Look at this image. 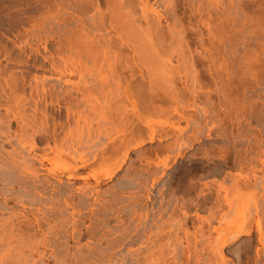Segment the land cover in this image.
Instances as JSON below:
<instances>
[{
    "label": "rangeland",
    "instance_id": "1",
    "mask_svg": "<svg viewBox=\"0 0 264 264\" xmlns=\"http://www.w3.org/2000/svg\"><path fill=\"white\" fill-rule=\"evenodd\" d=\"M92 1L0 0V206H7L24 226L15 237L46 243L37 249L15 244L17 251L12 248L9 254L0 248V254L5 252L14 264H20L22 251L30 264H264V0H130L134 9L120 11L125 22L122 17L119 22L125 24L116 22L119 26L115 20L116 26L109 24L112 12L103 5L100 9L109 14L107 29L99 33L117 39L120 30L124 41L133 44L117 42L118 54L101 50L97 61L86 50L103 45L88 24L101 11ZM141 4L148 7L147 15L153 14L150 19L157 14L156 32L164 41L156 37L155 54L146 44L144 22L138 25ZM116 55L132 64L128 72L110 66ZM131 69L136 70L134 76ZM148 75L156 81L153 90ZM137 80L145 88L150 85L146 91L158 92V105H148L155 100L143 85H134ZM127 82L137 88L138 98L133 99L139 118L125 94ZM72 84L87 85L91 96L75 93L82 99L72 105L77 120L66 121L68 104L62 93ZM44 87L57 93L46 104L35 92ZM141 89L148 103L139 99ZM16 101L30 114L38 102L51 125L53 120L63 124L61 147L67 149L50 152L44 166L29 150L24 152L14 136L23 124L8 115ZM122 116L128 117L122 122L126 139L132 138L129 149L105 161L101 150L120 135L114 130ZM136 123L143 129L140 133L135 132ZM150 124L156 134L153 142ZM127 125H134L133 131ZM177 137L180 145L185 143L181 148L175 144ZM168 144L179 149L162 152ZM15 153L17 168L6 171L4 163ZM24 161L39 172L38 180L22 169ZM68 167L73 177H68ZM185 168L191 172L183 180L188 186L182 188L179 179ZM249 172L251 186L243 182ZM220 185L227 191L216 204Z\"/></svg>",
    "mask_w": 264,
    "mask_h": 264
},
{
    "label": "bare ground",
    "instance_id": "2",
    "mask_svg": "<svg viewBox=\"0 0 264 264\" xmlns=\"http://www.w3.org/2000/svg\"><path fill=\"white\" fill-rule=\"evenodd\" d=\"M90 1H92V0H90ZM94 1V0H93ZM92 1V2H93ZM96 1V7H95V5L93 4V6L96 8V10L98 9H100V8H102V6L103 5H105L106 7V10H110L111 12H112V14H111V17H113V20L111 19V20H109V24L110 25H113L114 23L115 24H117V23H124L125 21V19H123V17L122 16H124V15H122V12H121V14H119L120 13V11L121 10H123V9H127L129 6H131V7H129L128 9L131 11H133V6L131 5V1L130 0H95ZM93 3H95V2H93ZM142 5V4H141ZM145 5V4H144ZM84 6V4H82V6H81V10H82V8L84 9L85 7H83ZM101 6V7H100ZM143 6V5H142ZM144 7V6H143ZM140 8V9H142V11H141V15H142V12H143V15L141 16V18H142V20H140V19H138V20H140V23L138 24L139 25V28L141 27V25H142V23L143 24H145V26L143 25V27L146 29H144L143 31H145L144 33H146V31H148V33H149V36H150V39H151V41L149 40V36H147V35H144V36H147L148 37V42L146 43V44H149V45H151V49H152V47L154 46V49L156 48L155 46L156 45H154V41L158 38L159 40H160V37H161V33H157L158 32V30H157V27H158V24L155 22V19L157 18L156 16H157V14H156V16L154 17V20L153 19H150L152 16H153V14H152V16H149V15H147L148 14V12L146 11V10H148V7H144V8ZM130 8H133V9H130ZM137 8V7H136ZM128 9H127V11H128ZM149 9H151V8H149ZM101 10V9H100ZM105 10V11H106ZM129 11V12H130ZM97 12V11H96ZM109 13V12H108ZM123 13H125L124 11H123ZM132 13H135V10H134V12H132ZM138 12H136V14H137ZM147 13V14H146ZM127 14H129L128 12H127ZM107 15H109V14H107ZM107 15H106V12H104V10H101V11H98L96 14H94V15H92L91 16V18H90V20H91V22H89L88 24H90L92 27V29H94L95 31H97L98 33H96V32H93V34L94 33H96L94 36H96V38H98V43L99 42H103V45L101 44V45H99L98 46V44H97V46L98 47H100L98 50H94V51H92V50H89V49H87L86 48V50L88 51L87 52V54H89L90 56H91V58H93L94 59V57H96L95 58V60L97 59V57H98V51H101V52H103L104 54H108V53H110L111 55H113L114 54V52H112L113 50H114V48L115 49H117L115 46L119 43V44H123L124 42H126V43H128L127 41H124V38H123V36L121 35V31L119 30V32L118 31H116L117 33H115L116 35H117V39L116 38H114L113 36H111L112 34L110 33H107L106 35H104V34H101V32L99 33V31L103 28V30H104V26H105V19H107ZM129 15H131V14H129ZM140 15V14H139ZM127 16V15H126ZM150 18H149V17ZM88 17H89V15H88ZM106 17V18H105ZM110 17V16H109ZM114 17H115V19H114ZM122 17V18H121ZM134 17V16H133ZM140 17V16H139ZM118 18V19H117ZM124 21V22H119L121 19ZM148 18V19H147ZM110 19V18H109ZM89 20V21H90ZM115 20V22L113 23V21ZM121 20V21H122ZM132 20V19H131ZM137 20V19H136ZM133 21V20H132ZM135 21V20H134ZM157 21H158V19H157ZM117 22V23H116ZM159 22V21H158ZM112 23V24H111ZM81 24L82 25H85V21H81ZM108 24V25H109ZM114 24V25H115ZM125 24V23H124ZM136 24V23H135ZM134 24V25H135ZM87 25V24H86ZM118 25V24H117ZM116 26V25H115ZM119 26V25H118ZM84 27V26H83ZM122 27V29H123V25L121 26ZM124 27H126V26H124ZM127 27L129 28V25H127ZM86 28V27H85ZM120 28V27H119ZM159 28V27H158ZM86 29H88V28H86ZM85 29V30H86ZM107 28H105V30H106ZM117 29V28H116ZM90 30V29H89ZM124 30V29H123ZM126 30H127V28H126ZM130 30H131V26H130ZM129 30V31H130ZM102 31V30H101ZM125 31V30H124ZM157 31V32H156ZM87 32V31H86ZM85 32V33H86ZM132 32V31H131ZM134 32V31H133ZM139 32V31H138ZM160 32V31H159ZM105 33V32H104ZM147 33V34H148ZM157 33V34H156ZM92 34V35H93ZM125 34V33H124ZM140 33H138L137 35H139ZM142 34V33H141ZM88 35V33L86 34V36ZM116 35H114V36H116ZM131 35V34H130ZM136 35V36H137ZM159 35V36H158ZM163 35V34H162ZM90 36H91V33H90ZM90 36H89V38H90ZM140 36H143V35H140ZM140 36H138L139 38H140ZM143 36V37H144ZM146 37V38H147ZM157 37V38H156ZM92 38V37H91ZM145 38V37H144ZM165 38V37H164ZM93 40V39H92ZM139 40V39H138ZM162 40H163V38L160 40L161 42L160 43H162ZM167 40V39H166ZM90 41V40H89ZM145 41H146V39H145ZM164 41V40H163ZM118 42V43H117ZM151 42V43H150ZM158 43H159V41H157ZM156 42V43H157ZM117 43V44H116ZM130 43H132L131 41H130ZM130 43H128V44H130ZM153 43V44H152ZM159 43V44H160ZM116 44V45H115ZM118 44V46L117 47H119L120 45ZM133 44V43H132ZM158 44V45H159ZM178 44V43H177ZM115 45V46H114ZM143 45H145L144 43H143ZM149 45H147V46H149ZM162 45V44H161ZM164 45L166 46V44L164 43ZM91 46V45H90ZM92 46H94V43L92 44ZM92 46L91 47H89L90 49L92 48ZM131 46V45H130ZM134 46V45H133ZM137 46V45H136ZM134 47V48H136L135 50H137V47ZM144 47V46H143ZM102 48V49H101ZM161 48V47H160ZM113 49V50H112ZM119 49H121V46L119 47ZM141 49V48H140ZM149 49V48H148ZM150 49V50H151ZM157 49V48H156ZM79 50V49H78ZM85 49H84V52L86 51ZM112 50V51H111ZM127 50V49H126ZM139 50V49H138ZM144 50V49H143ZM142 50V51H143ZM146 50V49H145ZM115 51V50H114ZM120 51V50H119ZM153 51V49L151 50V52ZM81 52V51H80ZM118 52V51H117ZM122 52V51H121ZM115 53H116V51H115ZM131 53V52H130ZM153 53H154V51H153ZM158 53V52H157ZM80 54V53H79ZM97 56H96V55ZM103 54V55H104ZM116 54H118V53H116ZM138 54V53H137ZM136 54V55H137ZM148 54V53H147ZM155 54V53H154ZM159 54V53H158ZM81 55V54H80ZM141 55H142V52H141ZM149 55V54H148ZM138 56V55H137ZM151 56V55H150ZM100 57V56H99ZM118 57V58H117ZM120 57H121V55H120ZM119 56H117L116 55V57L115 56H112V62H109V63H113L112 65H110V66H112L113 67V70H114V68L116 69V68H118V70L119 71H117V72H119V73H122L121 71H123V69L125 70L126 68H127V72L129 71L128 69H129V67L128 66H130V65H132V64H128V63H125V62H123L124 61V57L122 56L121 57V59H123L122 61H121V59H119L120 58ZM128 59H129V57H127ZM148 58V57H147ZM143 59V58H142ZM94 60V61H95ZM101 60H102V58H101ZM111 60V59H110ZM97 61V60H96ZM99 61V60H98ZM109 60H107V62H108ZM126 61V60H125ZM131 61V60H130ZM145 61V60H144ZM143 61V62H144ZM142 62V61H141ZM233 62V61H232ZM97 63V62H96ZM146 63V62H145ZM65 64V69L67 68L66 67V63H64ZM106 64V63H105ZM225 64H226V62H225ZM231 64V63H230ZM85 65V64H84ZM88 65V64H87ZM95 65H97V64H95ZM53 66H55V65H53ZM81 66H83V65H81ZM231 66V65H230ZM85 67H87V66H85ZM144 67V66H143ZM89 68V70H90V67H88ZM169 68H170V66H169ZM78 69H80V68H78ZM83 69V67L81 68V70ZM85 69V68H84ZM97 69H98V67H97ZM150 69V68H149ZM171 69V68H170ZM81 70H79V72H80V74L82 73L81 72ZM100 70V69H99ZM112 70V69H111ZM112 70V71H113ZM121 70V71H120ZM132 70V69H131ZM141 70V69H140ZM146 70H148V69H146ZM73 71V70H72ZM75 71V70H74ZM73 71V72H74ZM111 71V72H112ZM116 71V70H115ZM136 71V70H135ZM135 71H131V72H133L132 74L133 75H131V76H134V74H135ZM71 72V71H70ZM88 72V71H87ZM126 72V71H125ZM72 73V72H71ZM85 73V72H84ZM84 73H82L83 75H84ZM113 73H115V72H113ZM144 73V72H143ZM148 73V72H147ZM146 73V74H147ZM117 74V73H116ZM115 74V75H116ZM129 74V73H128ZM131 74V73H130ZM148 74H150V73H148ZM151 75V74H150ZM150 75H148V77H150ZM80 76V75H79ZM130 76V75H129ZM130 76V77H131ZM152 76H153V74H152ZM150 77L149 79V81H150V85H152L153 83V87H150L151 89L153 88L154 89V85H156L155 83H156V81H155V79H154V77ZM155 76V75H154ZM119 77V79L117 80L118 82L120 81V76H118ZM81 78V77H80ZM123 78V77H122ZM126 78V77H125ZM132 78V77H131ZM155 78H156V76H155ZM195 78H196V76H195ZM107 79V78H106ZM124 79V78H123ZM113 80H115V79H112V81ZM125 80V79H124ZM128 80V79H127ZM196 80H197V78H196ZM105 81V80H104ZM130 81H133V80H130ZM152 81V82H151ZM155 81V82H154ZM198 81H199V79H198ZM69 82V81H68ZM87 82V81H86ZM135 82L136 81H134V85L137 87V88H141V86L143 85V87L144 86H146V85H144L143 83H138V80H137V82H136V84H138V85H140V86H138V85H136L135 84ZM145 82V81H144ZM197 82V81H196ZM120 84H121V82H119ZM124 83V82H123ZM128 83V82H127ZM126 83V86H125V94L127 95V97H128V99H131L132 100V103L134 102V104H135V115L137 116V118H139L140 117V114H139V112H138V110L140 109H138L137 107V104H136V102L134 101V99L133 98H135V96H137V95H135V93L137 92H135V89L137 90V88H135L134 89V85L132 84V86H130L129 85V83L127 84ZM133 83V82H132ZM199 84H200V82H199ZM73 86L72 87H70L68 90H66L65 92H63L62 94V97H63V99H64V101H66V104H68V106H67V117H66V121H70V120H77V116H76V112H74V108H73V103L75 104L76 103V101H78V103L80 102L79 101V99L82 97H84L85 99H86V97L88 96V95H90L91 93L89 92L91 89H89L90 87H87V85H83L84 87L83 88H85V90H83V88L82 87H80L79 86V88L78 87H76V86H78L79 84H72ZM102 85V84H101ZM106 85V90H109L108 89V85L107 84H105ZM116 85H119L118 83L116 84ZM149 84L147 85V87H149L150 86ZM197 85V84H196ZM204 85H206V84H204ZM97 86H99V85H97ZM103 86V85H102ZM111 86V85H110ZM121 86V85H120ZM157 86V85H156ZM155 86V90H157L156 87ZM52 87H54V86H52ZM78 89L77 91H73V89L74 90H76V88ZM146 87V88H147ZM81 88V89H80ZM103 88V87H102ZM110 88V87H109ZM145 88V87H144ZM143 88V89H144ZM146 88H145V90H144V92H147L148 93V96H149V94L150 95H152L153 96V98H151V96H150V100L151 99H153V100H155V98L157 97V96H160V95H157L156 96V93H158V92H154V95H153V89L152 90H150V89H148L147 91H146ZM199 88H200V86H199ZM201 88H203V87H201ZM56 90V89H55ZM55 90H53L52 88H50L49 87V89L48 88H43L42 90H40V89H38V88H36V90H35V92L37 93V96L39 97V99H38V101L39 102H43V103H48V101L51 99H53V97L57 94L56 92H55ZM80 90V91H79ZM78 91H79V93H81V97H79L77 94H75V93H78ZM110 91H111V89H110ZM141 91L143 92V90L141 89L140 91H138L139 92V96L141 97V95L142 96H144V94L143 93H141ZM148 91H151V92H148ZM108 92V91H107ZM112 92V91H111ZM135 92V93H134ZM119 93V92H118ZM140 93H141V95H140ZM146 93V94H147ZM195 93V92H194ZM138 94V93H137ZM145 94V95H146ZM118 95V94H117ZM116 95V96H117ZM33 96V95H32ZM91 96V95H90ZM155 96V97H154ZM20 95H17V96H15V99L17 100L18 98L20 99ZM139 97V99L141 100L143 97H141L140 98ZM145 98L147 97V95L146 96H144ZM137 98H138V96H137ZM145 98H143L142 100H145L146 101V99ZM149 98V97H148ZM159 98V97H158ZM157 98V99H158ZM18 99V102H20V100ZM85 99L83 100V101H85ZM120 99V98H119ZM157 99L155 100V101H153L152 102V100H151V104H149L148 103V101H146L147 103H148V105H153L154 104V102H156L157 101ZM160 99V98H159ZM172 99V98H171ZM80 100H82V99H80ZM130 100V101H131ZM149 100V99H148ZM115 101V100H114ZM163 101V100H162ZM17 101H16V109H12V112H11V114L8 112V115L9 116H12L14 119H16L17 121L18 120H20L21 121V123H23L22 125H21V128H20V132L19 133H16L14 136L16 137V139H17V142H18V144H19V146L20 147H22V148H24V152H25V149H27V151L29 150V154H33L34 156L33 157H36V158H38L37 160H39V162H40V164L42 165V166H44L45 165V161L46 160H49V154H50V152H55V154H56V152H61V151H63L62 150V147H61V145H62V143H61V141H62V137L60 136V133H59V130L62 128V125L63 124H58V122H55L54 120H53V123H52V125H51V123H50V117L48 116V112H47V110H46V108H43V107H41V106H39V104H38V102L35 104V107H34V109H32L31 111H32V114H30V113H28L27 111H22L21 109H20V103H18ZM142 102V101H141ZM156 104H157V102H156ZM73 105V106H72ZM78 105V104H77ZM118 105V104H117ZM158 105V104H157ZM145 106H146V104H145ZM140 107V106H139ZM148 107H150V109H154V108H151V106H148ZM153 107H155V106H153ZM120 108V107H119ZM118 108V109H119ZM116 110V111H119V110ZM149 109V110H150ZM178 110V109H177ZM151 111V110H150ZM116 113H118L119 114V112H116ZM41 114V115H40ZM117 114V115H118ZM120 114H121V111H120ZM181 114V113H180ZM127 116H129V115H127ZM183 116V115H182ZM126 117H124V119H123V116H122V118H120V119H117V121H116V123H115V129L116 130H114V132H116L117 134H120L118 137H116V138H113V139H111L110 141V143L109 144H106V145H104L103 146V148H102V150H101V156L103 157V159L105 160V161H107L108 159H109V157H111L112 155H114V154H116V153H119L120 151H122L123 149H125L126 147H127V149H129L128 147V144H129V142L131 141V139L128 141L127 139H126V137H127V135H126V137H125V133H126V125H125V123L124 122H122V119L123 120H125V121H127V118L125 119ZM133 118V117H132ZM135 118V117H134ZM143 119V118H142ZM186 119V118H185ZM119 120H121L120 121V123L118 124V122H119ZM132 119H129V121H131ZM65 121V120H64ZM128 122V121H127ZM132 122V121H131ZM122 123H124V124H122ZM137 123H138V121H137ZM137 123H136V125H135V127H137V129H136V131L135 132H137L138 131V133H140L139 131H141V130H143L142 129V127L140 128L139 127V125H137ZM141 123H143V122H141ZM65 124V123H64ZM130 124V123H129ZM134 124V123H133ZM132 125V124H131ZM141 126V125H140ZM127 129H129V128H132V131H133V129H134V125L133 126H131V127H129L128 125H127ZM141 130H140V129ZM148 128L150 129V134H149V141L150 142H153V141H155L156 140V134H155V132L153 131V128L151 127V124L150 125H148ZM63 129V128H62ZM131 131V132H132ZM134 132V133H135ZM169 133V132H168ZM168 133H165V136L166 135H169ZM115 134V133H114ZM132 134V133H131ZM129 136V135H128ZM89 138H91V136L89 135ZM128 138V137H127ZM107 139V138H106ZM160 139V138H159ZM177 139H178V137H177ZM176 139V140H177ZM180 139V138H179ZM179 139L175 142V144L177 143L178 145H179V147L183 144H185L184 142L180 145V143L179 142H181L182 140H180L179 141ZM91 140V139H90ZM89 140V141H90ZM64 141V140H63ZM62 141V142H63ZM88 141V142H89ZM126 141H128V143L126 142ZM87 142V143H88ZM174 142V141H173ZM64 143V142H63ZM66 143V142H65ZM41 144H44L45 146H43V147H45V148H43V153H40V150H42L41 148H39L40 147V145ZM141 145V144H140ZM167 145V144H166ZM182 145V146H183ZM65 146V145H64ZM170 145L168 144V147H163V150H162V152H164L165 150H166V152L167 151H170V149L173 151L174 150V147H175V149H179V147L177 146V148H176V145L174 146V144L172 145V146H170ZM181 146V147H182ZM173 149H172V148ZM180 147V148H181ZM64 148V147H63ZM162 148V147H161ZM65 149V148H64ZM66 149H67V147H66ZM65 149V150H66ZM165 149V150H164ZM10 155V154H9ZM25 155V154H24ZM180 155V157L182 156L181 155V153L180 154H178V156ZM18 158H19V155H17L16 153L14 154V155H11L9 158H7V163H4L5 164V168L4 169H6V171L7 170H11V169H9V168H12V169H16L17 168V163H18ZM73 159H74V156L72 157ZM1 159V158H0ZM5 159V158H4ZM4 159L2 158V160L4 161ZM10 159V160H9ZM25 160V159H24ZM6 161V160H5ZM25 161H27V159L25 160ZM24 161V168H22V169H24L25 171H30L32 174H33V177H34V179H37L38 180V178H39V172L37 171V170H33V171H31L30 170V168H31V165L29 164V162H25ZM2 162V161H1ZM23 163V162H22ZM74 163H75V161H74ZM3 164V163H2ZM262 164L264 165V160H262ZM1 165V164H0ZM19 165V164H18ZM121 165V163L119 164V166ZM19 167V166H18ZM20 168V167H19ZM72 168V167H71ZM70 167H68L67 168V170L68 171H70V175L68 176V177H73L74 176V174L72 173V171L70 170L71 169ZM74 168V167H73ZM184 170V169H183ZM191 169H188V168H185V170H184V173H183V178H180L179 179V181H180V184L179 183H177V185L179 184V185H181L180 187H182L183 188V186L185 185L186 186V184H184V182H183V180H184V178L186 179V175H187V177L189 176V172H191L190 171ZM16 171V170H15ZM251 171V170H250ZM255 171H256V168H252V172H253V175H254V173H255ZM4 172H5V170H4ZM12 172V171H11ZM48 172L50 173V174H53V175H57V171L54 169V168H49L48 169ZM252 172H249V173H247V175H243V179H244V183L245 184H247V185H250V176L251 175H248V174H252ZM113 171L112 172H110L109 174H107V176L109 177V178H111L112 177V175H113ZM3 174V173H2ZM9 175H10V173H9ZM256 175V174H255ZM242 178V177H241ZM12 179H13V177H12ZM5 180V179H4ZM40 180V179H39ZM12 181V180H11ZM42 181V180H41ZM191 181V180H190ZM6 182V181H5ZM10 182V181H9ZM189 183V182H188ZM2 184H3V182H2ZM236 184H238V183H236ZM240 184V183H239ZM238 184V185H239ZM210 184H206V186H209ZM244 185V184H243ZM7 186V185H6ZM184 186V187H185ZM188 186V185H187ZM186 186V187H187ZM192 186V185H191ZM237 186V185H236ZM240 186V185H239ZM251 186V185H250ZM5 187V186H4ZM8 187V186H7ZM179 187V186H178ZM179 187V188H180ZM185 187V188H186ZM219 188H217L216 190H218L217 191V198H216V201H215V203L216 204H219L220 203V201L221 200H223L222 199V192L225 190V191H227V188L226 187H224L223 185H220V186H218ZM248 187V186H247ZM191 188H193V187H191ZM211 188V187H210ZM209 187H208V189H210ZM238 188V187H237ZM5 189V188H4ZM8 189V188H7ZM185 190V189H184ZM187 190V189H186ZM229 190V189H228ZM178 191V190H177ZM210 191V190H209ZM264 192V191H263ZM5 193H6V191H5ZM7 193H9V192H7ZM176 193V192H175ZM10 194V193H9ZM4 195V194H3ZM25 196H27V194L25 195ZM5 199H10V196L7 194H5ZM15 197V196H14ZM19 197V196H18ZM18 197H15V199L17 198L18 199ZM180 197H182V196H180ZM224 197V196H223ZM21 198V197H20ZM25 198V197H24ZM181 199V198H180ZM19 200V199H18ZM8 201V200H7ZM21 202V201H20ZM23 204H24V199H23ZM21 202V203H22ZM6 203V202H5ZM26 206V205H25ZM218 206V205H217ZM221 207V206H220ZM6 211V212H5ZM9 211V209H8V207L7 206H0V248H2V250L1 251H5L6 252V250H7V252H9V254H10V252H11V250H12V248H14V249H16L15 247L16 246H19V245H21V247L20 248H29L30 249V247L31 248H36L37 249V247H38V245H40V244H42V245H46V243H45V241H40V240H38V239H36V240H30V241H26V239H24V237H23V239L21 238V237H15V231L17 230H20L22 227H24L21 223H19V221H17L16 219V214H13L12 212H8ZM13 211V210H12ZM15 212V211H14ZM213 212V211H212ZM264 213V212H263ZM262 213V214H263ZM212 216V215H211ZM264 218V217H263ZM209 220H210V217H209ZM259 221V220H258ZM257 221V222H258ZM37 222L39 223V221L37 220ZM40 225V224H39ZM259 227H260V229H261V225H259ZM259 229V232H260V234H261V230ZM3 231H4V233H3ZM13 231H14V233H13ZM1 233H3L2 235H1ZM247 233H250V230L249 231H247ZM21 234V233H20ZM19 235V234H18ZM23 236V235H22ZM15 237V238H14ZM26 238V237H25ZM28 239V238H27ZM33 239V238H32ZM264 239V238H263ZM261 240V239H260ZM264 240H262V242H263ZM43 243H45V244H43ZM227 243H228V241H227ZM226 243V244H227ZM15 244H16V246H15ZM228 245V244H227ZM4 249H6V250H4ZM0 251V252H1ZM16 251H17V249H16ZM19 251V250H18ZM22 251V250H21ZM5 252H4V254H0V257H1V255H3V257L0 259V264H14V263H16V261L15 262H13L12 260H11V258L9 257V256H7L6 254H5ZM6 252V253H7ZM33 252H35V251H33ZM3 253V252H2ZM22 253H24L23 251H22ZM22 253H20V255H19V257H18V263H20V264H30V259L27 257V254H26V256H24ZM26 253V252H25ZM18 254V253H17ZM31 254V253H30ZM6 255V256H5ZM32 255V254H31ZM32 260V259H31ZM11 261L13 262V263H11ZM43 262V261H42ZM32 264V263H31ZM33 264H37V262H35V263H33Z\"/></svg>",
    "mask_w": 264,
    "mask_h": 264
}]
</instances>
